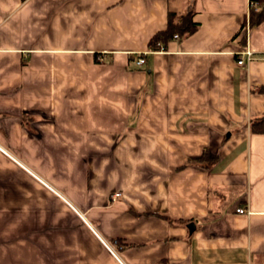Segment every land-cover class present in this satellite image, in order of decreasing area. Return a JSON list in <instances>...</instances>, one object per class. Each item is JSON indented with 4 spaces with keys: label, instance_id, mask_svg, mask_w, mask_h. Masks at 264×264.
Wrapping results in <instances>:
<instances>
[{
    "label": "crops",
    "instance_id": "1",
    "mask_svg": "<svg viewBox=\"0 0 264 264\" xmlns=\"http://www.w3.org/2000/svg\"><path fill=\"white\" fill-rule=\"evenodd\" d=\"M250 3L0 0V264H120L99 236L126 264H264ZM189 7L197 29L150 51Z\"/></svg>",
    "mask_w": 264,
    "mask_h": 264
},
{
    "label": "trees",
    "instance_id": "2",
    "mask_svg": "<svg viewBox=\"0 0 264 264\" xmlns=\"http://www.w3.org/2000/svg\"><path fill=\"white\" fill-rule=\"evenodd\" d=\"M194 11L191 7L180 14L169 13L166 27L156 32L148 42L150 51H157L164 47L172 38H183L192 34L198 27L197 22L193 20ZM264 19V4L260 10L250 9L249 25L259 24ZM250 128L255 132H264V115L255 117L250 122Z\"/></svg>",
    "mask_w": 264,
    "mask_h": 264
},
{
    "label": "built area",
    "instance_id": "3",
    "mask_svg": "<svg viewBox=\"0 0 264 264\" xmlns=\"http://www.w3.org/2000/svg\"><path fill=\"white\" fill-rule=\"evenodd\" d=\"M252 9H254V10H256V8L254 7V4L253 3H250V5H249ZM176 38H177V36H175ZM147 54V52H144V53H141V54H139V56L136 58V60H135V64H136V66H142L143 64H144V56ZM239 58L237 59V64L238 65H247L251 60H253L254 59V57H255V55H254V53L253 52H251V51H249V50H246V51H244V52H241V53H239ZM263 60H264V55H263ZM0 150L1 151H3V152H5V153H8L7 152V150L5 149V148H3L2 146H0ZM23 167H24V165H23ZM29 172H31V171H29ZM35 177H37L39 180H41V178H39L36 174H34L33 172H31ZM51 188V190H53L58 196H60L63 200H65L66 202L68 201L67 199H66V197L65 196H63V194L62 193H60L58 190H56V189H54L53 187H50ZM119 195V193H114L113 194V196H118ZM74 208V207H73ZM236 211L237 212H240V213H243V212H248V211H246V209L245 208H243V207H238V208H236ZM80 214V216L84 219V217H83V214L82 213H79ZM99 236V235H98ZM99 238L102 240V242H103V244L108 248V250L117 258V260H118V262L120 263V264H126L123 260H121L118 256H117V254L115 253V251H114V249H113V247L110 245V244H108L106 241H104L100 236H99Z\"/></svg>",
    "mask_w": 264,
    "mask_h": 264
}]
</instances>
